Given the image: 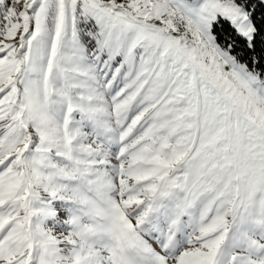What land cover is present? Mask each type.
Segmentation results:
<instances>
[{
    "label": "snow or ice",
    "instance_id": "snow-or-ice-1",
    "mask_svg": "<svg viewBox=\"0 0 264 264\" xmlns=\"http://www.w3.org/2000/svg\"><path fill=\"white\" fill-rule=\"evenodd\" d=\"M0 264H264V0H0Z\"/></svg>",
    "mask_w": 264,
    "mask_h": 264
}]
</instances>
